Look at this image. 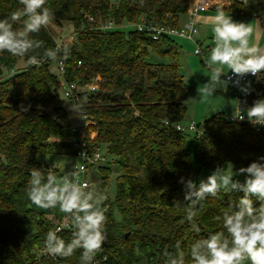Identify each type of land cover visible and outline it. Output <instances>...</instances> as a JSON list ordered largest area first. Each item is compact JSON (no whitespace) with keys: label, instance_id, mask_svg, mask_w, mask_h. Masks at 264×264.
Here are the masks:
<instances>
[{"label":"trees","instance_id":"trees-1","mask_svg":"<svg viewBox=\"0 0 264 264\" xmlns=\"http://www.w3.org/2000/svg\"><path fill=\"white\" fill-rule=\"evenodd\" d=\"M191 1L47 0L45 4L52 13L50 26L73 28L69 47L63 41L58 57L65 64V81L83 84L96 75L102 77L99 89L82 94L78 101L87 97L85 111L95 122L85 130L90 154L105 149L113 158L99 166L104 184L112 164L117 170L115 199L102 204L107 207V239L94 264H165L166 253L175 254L178 242L190 264L192 243L210 232L224 231L217 217L244 193L209 196L189 221L181 177L198 185L202 169L246 167L264 156V132L233 122L223 113L206 119L201 134L178 130L177 125L187 124L190 91L182 74L180 46L173 37L154 40L145 31L122 29L143 20L178 28ZM19 8V0H0V18ZM229 10L255 17L264 28V0H232ZM108 23L113 27H101ZM30 38L40 47L24 56L0 52V264H79L82 249L69 258L38 257L47 231L55 226L49 215L60 221L65 214L29 201L30 170L43 167L42 171L55 173L39 163L37 155L73 149V124L57 95L61 78L51 70L56 62L44 58L38 65L28 63L30 56L43 58L47 49L55 48V36L42 27ZM19 60L26 65L12 73ZM259 75L260 80L253 77L252 104L264 98V72ZM190 133H196L194 160ZM72 232L73 228L59 236L67 242Z\"/></svg>","mask_w":264,"mask_h":264},{"label":"clouds","instance_id":"clouds-1","mask_svg":"<svg viewBox=\"0 0 264 264\" xmlns=\"http://www.w3.org/2000/svg\"><path fill=\"white\" fill-rule=\"evenodd\" d=\"M46 2L47 0H19L22 8L0 18V52L19 57L40 47V42L30 37L42 27H47L52 20V13L45 6ZM243 2L246 3V0ZM211 31L213 46L204 58L209 69V80L204 83L203 89H199V94L202 92L214 96L218 85L224 80L221 78L226 72L224 66L237 77L234 83L238 84L239 78L245 74L261 79L259 74L264 72V47L250 42L254 31L250 24L234 20L220 6L211 21ZM63 53L66 58V47ZM60 54L61 45L57 42L55 48L44 52L43 58L32 55L28 63L38 65L44 58L56 62ZM95 91L93 86L87 88L89 93ZM241 91L249 93L250 82L242 86ZM63 95L70 97L72 89L66 88ZM86 101L87 97L77 103L71 102L70 111L77 117H83ZM244 112L252 124L264 125V98L257 99ZM235 113L239 120L245 119L237 108ZM53 166L54 163L48 168ZM42 168L30 170V187L27 190L29 201L40 209H58L60 213L66 214L65 219H70L73 228L72 239L67 242L58 235L64 225L54 230L49 229L44 241L47 254L69 258L76 250L82 249L79 264H94L96 254L107 239L106 209L102 207L105 196L80 182L76 170L58 177L51 171H42ZM238 174L245 175L243 182L234 179ZM180 182L185 188L184 201L187 202V207L184 211L189 221L193 220L197 215L196 209L203 207V202L209 196L233 190L244 193L238 201L228 206V210L222 212L221 217H217L224 231L210 232L206 238L192 243L188 251L190 264H264V156L235 171H225L224 167L218 166L206 179L200 180L198 185L183 177ZM254 202H259V205L255 206ZM193 227L199 232L198 227ZM176 248L175 254L166 253L165 264H186L185 252L180 250L179 242Z\"/></svg>","mask_w":264,"mask_h":264},{"label":"rangeland","instance_id":"rangeland-1","mask_svg":"<svg viewBox=\"0 0 264 264\" xmlns=\"http://www.w3.org/2000/svg\"><path fill=\"white\" fill-rule=\"evenodd\" d=\"M224 12L226 15H231L234 20L246 23L245 19L242 16L233 14L231 12H226V11ZM212 16H215V14H213ZM211 21L208 23L207 26H204L203 24L198 26L201 32L207 31L208 33L206 40L203 41L201 44L203 55L194 54L195 45L191 41L182 39L180 37H173L176 44H178L182 52L185 53V54L183 53L184 60L182 66V74L185 79V82L189 85L190 88L189 97L187 101L186 123L189 124L191 122H194L197 127H200L206 119L212 117L213 115L220 112L229 113L231 109V102L224 101L223 93L218 92L217 90L215 91L214 96H209L202 92L199 94V89H203L204 83H206L209 80V76H208L209 69L204 63V58L207 57L210 52L208 51L209 47L207 46L208 45L213 46V33L211 31ZM247 23L250 24L254 29L250 42L258 44V41L261 42L260 38L261 35L264 33V28H261V25L258 26V23L255 20L249 19ZM254 23L258 26L257 27L258 30H255V27L253 26ZM47 27L54 34L56 42H59L61 44L63 41H65V44L68 45L67 47H69L71 39L73 38L72 26L66 25L63 28H56L48 25ZM134 28L135 25H128V24L122 27V29L124 30H130ZM263 39H264V35H263ZM25 65L26 62H24L23 60H19L17 65L13 69L16 70L18 68H22ZM224 68L226 71L225 73L231 71L227 69V66H224ZM51 70L55 74L58 73L56 63H53L51 65ZM60 83H62V81L59 79V85L57 87V95L59 97V100L61 101L62 105L66 108L72 124L77 125L80 123V120L77 116L73 114L72 111H70L71 101L63 95L64 90ZM250 88L251 91L247 93L248 95H251L253 92L252 81H250ZM195 113H197L198 117L194 116ZM225 113L224 115L226 116ZM195 135L196 133H190V137H189L191 151L193 153V160H194ZM101 155L105 158L104 161L101 160L100 163H95L94 165L88 164L86 171L84 173H78L77 175L79 180H85L89 183V187H88L89 189L102 193L105 196L103 202L107 200L113 201L115 199L116 191H117V183H116L117 170L115 165L112 164L113 167L112 173L107 183L104 184L103 174L101 173L99 166L106 165V163L111 162L113 158L107 154L105 149L101 150ZM37 161L42 165H46L49 167H51L52 164L54 163V166L50 169H55L56 171L53 174L57 175L58 177L63 175L65 172H68L70 170H75L77 166L79 167L82 164V160L78 156H76L73 149H69L62 152H55V153H39L37 155ZM195 165L197 167L196 163ZM240 167L242 166L239 167L231 166L225 171H229V170L235 171ZM212 172L213 170H206V169L200 170L199 180L206 179L207 176L210 175ZM234 179H238L243 182L245 180V175L238 174L237 176L234 177ZM50 210H54V209H50ZM49 218L52 219L54 224L58 223V219L54 215L52 214L49 215Z\"/></svg>","mask_w":264,"mask_h":264},{"label":"built area","instance_id":"built-area-1","mask_svg":"<svg viewBox=\"0 0 264 264\" xmlns=\"http://www.w3.org/2000/svg\"><path fill=\"white\" fill-rule=\"evenodd\" d=\"M225 1H228V4L232 3V0H192L191 4L188 8L187 12V18L188 22L186 25H182L178 28H173L170 26H163V25H158L152 20H143L141 23L135 24V29L139 31H145L149 33L154 40H159L162 37H180L186 40H190L193 42H196L199 44L200 42V36H201V31L199 30L198 27V15L200 11L207 10L210 6L214 5H222L225 3ZM240 2H243V0H239ZM247 1V0H246ZM244 3V2H243ZM244 12H242L243 15ZM90 21H93V19L90 17ZM101 27L105 29H110L113 27L112 23L104 24ZM191 37V38H189ZM60 44V43H59ZM61 49H62V44ZM196 54L203 55V50L201 49L200 46H197L195 50ZM40 64V63H39ZM81 65V62L79 63ZM56 66L58 70V74L62 80L61 86L63 87V90L65 92L66 88H71L72 89V95L65 96L68 98L71 102L77 103L80 99V96L84 93H89L87 92V88L89 86H93L96 88V90L99 89L100 83L102 82V77L100 75H96L92 77L89 81L80 84V83H68L64 79V74H65V64L62 60L56 61ZM12 73L15 72L14 69L11 70ZM224 77L227 82H229L236 90V96H235V105H234V113L228 117L229 120L233 122H241L249 126L252 130L256 132H264V125H254L251 122H249L245 109L247 107L252 106L251 103V95H248L241 91V88L243 86V83L247 81L249 78H253L255 76L251 74H245L243 77L239 78V83H234V81L237 79L232 72H227L224 74ZM235 108L239 112H242L244 114L245 119L244 120H239L238 118L235 117ZM80 120V123L77 125H72L71 127V132L73 135L72 138V148L75 151L76 156H78L82 160V164L78 167L75 168L77 174L78 173H84L87 169L88 164H95L101 160H105V158L101 155L100 151L95 152L94 154H90L89 151V145L88 141L86 140V135H85V130L88 126L95 124L94 121H92L87 112L84 111L83 117H78ZM177 129L183 132H198V134H201L203 132V127H197L194 122H191L189 124H180L177 125ZM91 138L94 139L95 135L92 133ZM80 182L86 184L89 187V183L85 180H79ZM107 209V207H105ZM65 215L62 216L60 221H58L57 224L53 227L52 230H54L56 227H60L61 225H64L61 228V231L58 233V235L66 230L71 229V221L70 219H65ZM45 255L46 257H49L53 260H58L59 257H53L49 254H47L44 244L42 247V250L38 252V257H41Z\"/></svg>","mask_w":264,"mask_h":264},{"label":"crops","instance_id":"crops-1","mask_svg":"<svg viewBox=\"0 0 264 264\" xmlns=\"http://www.w3.org/2000/svg\"><path fill=\"white\" fill-rule=\"evenodd\" d=\"M220 6H223V10L224 11H226V12H231L230 10H229V8H230V6H231V4H228V1H225V3L224 4H222V5H214V6H210L207 10H204V11H200L199 12V15H198V26H200L201 24H203L204 26H207L208 25V23L213 19V17L214 16H212L213 14H217V8L218 7H220ZM231 13H233V12H231ZM233 14H236V15H239V16H242L244 19H245V21H246V23H247V21L249 20V19H251V20H255V21H257V23H258V26L260 25V23H259V21L255 18V17H244L242 14H238V13H233ZM238 16V17H239ZM187 22H188V18H187V16H185V18L183 19V22H182V24L183 25H186L187 24ZM253 26L255 27V30H258V26L254 23L253 24ZM262 28V27H261ZM204 33H205V36H204V40L203 41H205L206 40V38H207V35H208V33H207V31H203ZM202 33V32H201ZM263 35H264V33L261 35V42H259L258 41V44H256L257 46H259V47H264V39H263ZM183 39V38H182ZM186 40V39H185ZM258 40V39H257ZM190 41V40H189ZM203 41H201L200 40V42H199V44H197L196 42H193V41H191L194 45H195V49H194V54L195 55H199V54H196L195 53V50H196V48H197V46H200L201 47V44H202V42ZM207 47H209L208 48V51H210V49H211V47L212 46H210V45H208ZM202 49V48H201ZM184 53V52H183ZM185 54V53H184ZM205 56V55H204ZM185 59H186V56H185ZM183 60H184V56H183ZM230 72V71H229ZM224 73L222 74V79H224L219 85H218V88L216 89L218 92H221V93H223V99H224V101H229V102H231V109H230V111H229V113H225V112H220V113H225L226 114V117H229L230 115H232L233 114V112H234V105H235V96H236V93H237V90L229 83V82H227L226 81V79L224 78ZM250 81H252L253 82V78H249L247 81H245L244 83H243V86H245V85H248L249 84V82ZM194 116L195 117H198V115H197V113H195L194 114ZM194 117V118H195ZM190 118V117H189Z\"/></svg>","mask_w":264,"mask_h":264},{"label":"water","instance_id":"water-1","mask_svg":"<svg viewBox=\"0 0 264 264\" xmlns=\"http://www.w3.org/2000/svg\"><path fill=\"white\" fill-rule=\"evenodd\" d=\"M204 36H205V33H204V32H202V33H201V36H200V40H201V41H203V40H204Z\"/></svg>","mask_w":264,"mask_h":264}]
</instances>
